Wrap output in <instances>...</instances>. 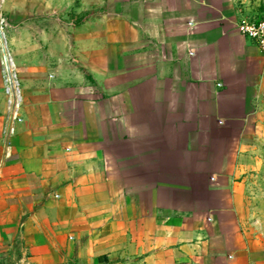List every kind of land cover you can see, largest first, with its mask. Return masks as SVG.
<instances>
[{
  "label": "crops",
  "instance_id": "obj_1",
  "mask_svg": "<svg viewBox=\"0 0 264 264\" xmlns=\"http://www.w3.org/2000/svg\"><path fill=\"white\" fill-rule=\"evenodd\" d=\"M4 5L0 264H264V0Z\"/></svg>",
  "mask_w": 264,
  "mask_h": 264
},
{
  "label": "built area",
  "instance_id": "obj_2",
  "mask_svg": "<svg viewBox=\"0 0 264 264\" xmlns=\"http://www.w3.org/2000/svg\"><path fill=\"white\" fill-rule=\"evenodd\" d=\"M4 3L5 0H0V5ZM6 26L7 20L0 15V72L2 76L3 95L6 104L3 123V140L7 153L8 149H10L8 140L14 135L16 126L23 121L21 115L23 96L18 68L14 56L10 52L6 34L4 32ZM236 30L240 35L248 38L255 44L264 59V16L260 19L242 16L236 23Z\"/></svg>",
  "mask_w": 264,
  "mask_h": 264
},
{
  "label": "rangeland",
  "instance_id": "obj_3",
  "mask_svg": "<svg viewBox=\"0 0 264 264\" xmlns=\"http://www.w3.org/2000/svg\"><path fill=\"white\" fill-rule=\"evenodd\" d=\"M4 4H2V5H0V15H2L6 20H7V16H6V14H5V10H4V6H3ZM7 27V26H6ZM4 32H5V34H6V28H4Z\"/></svg>",
  "mask_w": 264,
  "mask_h": 264
}]
</instances>
